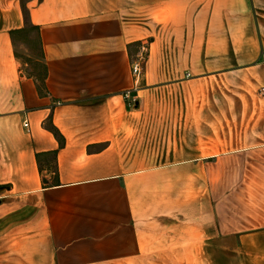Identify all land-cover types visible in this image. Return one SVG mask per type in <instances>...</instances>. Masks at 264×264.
Returning <instances> with one entry per match:
<instances>
[{
    "label": "crops",
    "instance_id": "1",
    "mask_svg": "<svg viewBox=\"0 0 264 264\" xmlns=\"http://www.w3.org/2000/svg\"><path fill=\"white\" fill-rule=\"evenodd\" d=\"M262 87L264 0H0V264H264Z\"/></svg>",
    "mask_w": 264,
    "mask_h": 264
},
{
    "label": "rangeland",
    "instance_id": "2",
    "mask_svg": "<svg viewBox=\"0 0 264 264\" xmlns=\"http://www.w3.org/2000/svg\"><path fill=\"white\" fill-rule=\"evenodd\" d=\"M39 50H40V44L38 42V31L37 30L33 28H29L27 38H24V37L16 38V55L22 62L24 68H26V70L29 73H34V72H38L42 70L40 66L36 65L35 59H34L35 55L39 53ZM134 59H135V54L132 58V62L134 61ZM145 64H144V69H145ZM135 80H136V77H135Z\"/></svg>",
    "mask_w": 264,
    "mask_h": 264
},
{
    "label": "trees",
    "instance_id": "3",
    "mask_svg": "<svg viewBox=\"0 0 264 264\" xmlns=\"http://www.w3.org/2000/svg\"><path fill=\"white\" fill-rule=\"evenodd\" d=\"M23 6H24V14L26 16V29L23 30L24 31L23 36H24V38H27L29 28H33V29L37 30L38 31V42L40 44V50H39V53L37 55H41L42 57H44V48L42 46L40 28L37 26H34L30 23L29 12H28V9L26 7L25 2L23 4ZM17 32L19 33V31H17ZM14 33L16 34V32H14ZM15 34H14V39L16 38ZM136 45H137V49H135V50L138 51L140 43H137ZM133 51H134V48L132 46H130V52L133 53ZM37 65L40 66L42 68V70L39 71V73H37V74H33V77L36 78V80L38 82V87H39L40 91L42 92V88L45 86V80H46V77L48 75V68L44 63H41V62H37ZM46 127L54 133V135L59 139L61 146H63L65 144V138L61 134L60 130L55 125H53L51 120H49V122L46 123ZM56 154H57V151H55L54 153H51L50 155L56 156ZM38 158L39 159L41 158L40 154L38 155Z\"/></svg>",
    "mask_w": 264,
    "mask_h": 264
},
{
    "label": "built area",
    "instance_id": "4",
    "mask_svg": "<svg viewBox=\"0 0 264 264\" xmlns=\"http://www.w3.org/2000/svg\"><path fill=\"white\" fill-rule=\"evenodd\" d=\"M149 52V42H141L138 51L135 54V59L132 62V72L136 77V83H140V79L144 73V64L148 58ZM260 95L264 96V87L260 89ZM126 98L129 100L130 104L135 103V99H131L130 92L126 93ZM25 126L28 127L29 123L26 121Z\"/></svg>",
    "mask_w": 264,
    "mask_h": 264
}]
</instances>
